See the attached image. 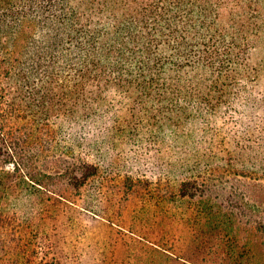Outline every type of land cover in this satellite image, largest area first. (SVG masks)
Listing matches in <instances>:
<instances>
[{
  "label": "trees",
  "instance_id": "obj_1",
  "mask_svg": "<svg viewBox=\"0 0 264 264\" xmlns=\"http://www.w3.org/2000/svg\"><path fill=\"white\" fill-rule=\"evenodd\" d=\"M256 48L264 0H0V252L213 264L231 231L253 257Z\"/></svg>",
  "mask_w": 264,
  "mask_h": 264
},
{
  "label": "rangeland",
  "instance_id": "obj_2",
  "mask_svg": "<svg viewBox=\"0 0 264 264\" xmlns=\"http://www.w3.org/2000/svg\"><path fill=\"white\" fill-rule=\"evenodd\" d=\"M251 62L260 69V74L264 78V50L260 48L254 49L251 53ZM248 184L249 185L247 186L244 181L239 183L241 186L240 188L243 189H245V187L249 188V186H251L250 183ZM256 196L259 198L257 201L261 203L264 202V187L256 192ZM22 230L21 232H23ZM225 233H228L229 235L232 234L231 231H223L220 235L218 234L212 239H209L208 243L204 245V247H206V252H208V250L212 252L218 251L217 255H215V253L209 255L211 259H216V262L213 264H264V243L262 245L257 244L255 247H253L252 252L254 255L252 257L248 254V251L242 248V240H237L238 238H235V242L232 241L233 239L221 241L218 237ZM20 234L22 233H18V235ZM240 237H242L241 234ZM36 239L37 238L28 237L27 242H23V244L19 243V251H17L18 247L16 244L14 245V242L11 243L10 247L4 246V251L0 252V259H2L5 264H40L39 262H41V264H43L42 262H48V264H51L49 256L43 257V254H39L46 248H43V246L41 247L39 242L40 240ZM38 251L39 253H37ZM16 253H19L20 255L23 254L25 258L22 259V256L18 258ZM156 257L157 256L153 258L152 263L150 264H165L162 258L157 259ZM223 258L224 261H221ZM95 261L96 259H94L93 254H86L85 264H95ZM110 263L111 260L106 259V264ZM62 264L78 263H75V261H62Z\"/></svg>",
  "mask_w": 264,
  "mask_h": 264
}]
</instances>
